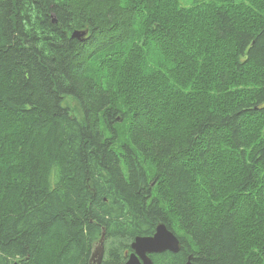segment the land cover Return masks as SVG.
<instances>
[{
	"label": "trees",
	"instance_id": "16d2710c",
	"mask_svg": "<svg viewBox=\"0 0 264 264\" xmlns=\"http://www.w3.org/2000/svg\"><path fill=\"white\" fill-rule=\"evenodd\" d=\"M160 222L152 264H264V0H0V264Z\"/></svg>",
	"mask_w": 264,
	"mask_h": 264
},
{
	"label": "water",
	"instance_id": "95a60500",
	"mask_svg": "<svg viewBox=\"0 0 264 264\" xmlns=\"http://www.w3.org/2000/svg\"><path fill=\"white\" fill-rule=\"evenodd\" d=\"M85 34L86 31L74 30L71 36L81 38ZM131 248L134 251L129 255L125 264H151V259L148 254L160 253L164 250L177 252L180 248V243L177 236L170 231L164 223L160 222L157 224L153 235L136 236L131 243ZM102 249L103 246L100 239L90 257V264L100 263L102 258ZM139 258L142 260V263ZM186 264L192 263L188 261Z\"/></svg>",
	"mask_w": 264,
	"mask_h": 264
},
{
	"label": "bare ground",
	"instance_id": "6f19581e",
	"mask_svg": "<svg viewBox=\"0 0 264 264\" xmlns=\"http://www.w3.org/2000/svg\"><path fill=\"white\" fill-rule=\"evenodd\" d=\"M83 36H84V35H83ZM83 36H82V37H83ZM82 37H81V38H82ZM76 38H77V37H76ZM109 202H110V200H109ZM218 202H219V201H218ZM218 202H217V203H218ZM220 202H221V201H220ZM106 203H107V202H106ZM107 204H108V203H107ZM213 204H214V202H213ZM166 211H167V210H166ZM171 213H172V212H171ZM170 218H171V217H170ZM168 220H169V218H168ZM204 222H205V221H204ZM178 223H179V222H178ZM153 224H154V223H153ZM153 224H152V227H153ZM179 224H180V223H179ZM171 225H172V223H171ZM176 226H177V225H176ZM176 226H175V227H176ZM175 227H174V228H175ZM149 228H150V227H149ZM181 228H182V227H181ZM172 229H173V228H172ZM150 230H151V228H150ZM169 230H170V229H169ZM177 231H178V230H177ZM149 232H150V231H149ZM173 233H174V232H173ZM184 233H185V232H184ZM174 234H175V233H174ZM146 236H147V235H146ZM177 238H180V237H177ZM97 239H98V238H97ZM97 239H96V240H97ZM100 239H101V241H102V246H103L102 253H103V251H104V243H105V232H104V231H102V233H101V237L98 239V241L96 242V244L93 246L94 248H95V246L98 244V242H99ZM183 240H184V239H183ZM106 241H107V242H110V241L107 240V239H106ZM112 241H113V240H112ZM179 241H180V240H179ZM107 242H106V243H107ZM179 243H180V242H179ZM112 245H113V244H112ZM180 245H181V244H180ZM105 246H106V245H105ZM115 246H116V244H115ZM115 246H114V247H115ZM182 246H183V245H182ZM94 248H93V250H92V252H91V254H90V256H89L88 264H90V257H91V255H92V253H93V251H94ZM127 248H128V246H127ZM179 250H180V249H179ZM255 250H257V248H256ZM112 251H113V250H112ZM166 251H167V250H166ZM168 251H169V250H168ZM163 252H164V251H163ZM180 252H181V250H180ZM169 253H170V252H169ZM158 255H161V254L158 253ZM191 256H192V255H191ZM150 258H151V257H150ZM155 261H156V259H155ZM155 261H154V262H155ZM185 261H186V260H185ZM188 261H189L190 263H192V264H198V263H195L194 261H192L190 258H187L186 263H187ZM152 263H153V262H152ZM186 263H185V264H186Z\"/></svg>",
	"mask_w": 264,
	"mask_h": 264
},
{
	"label": "rangeland",
	"instance_id": "374dc122",
	"mask_svg": "<svg viewBox=\"0 0 264 264\" xmlns=\"http://www.w3.org/2000/svg\"><path fill=\"white\" fill-rule=\"evenodd\" d=\"M199 1H203V0H178L179 5L181 6H190L193 4L198 3ZM106 239V238H105ZM108 243V242H107ZM105 244V243H104Z\"/></svg>",
	"mask_w": 264,
	"mask_h": 264
},
{
	"label": "flooded vegetation",
	"instance_id": "af4514ba",
	"mask_svg": "<svg viewBox=\"0 0 264 264\" xmlns=\"http://www.w3.org/2000/svg\"><path fill=\"white\" fill-rule=\"evenodd\" d=\"M132 243V242H131ZM134 250L131 248V244H130V250L129 249H125V256H127L126 258H125V262L128 260V257H129V255L133 252ZM168 251V250H167ZM164 252H166V250H164ZM160 253H163V251L162 252H160ZM153 254H158V253H151V254H148V256L149 257H151ZM140 259V258H139ZM151 259V258H150ZM125 262H124V264H125ZM140 262L142 263V260L140 259ZM151 264H152V261H151Z\"/></svg>",
	"mask_w": 264,
	"mask_h": 264
}]
</instances>
